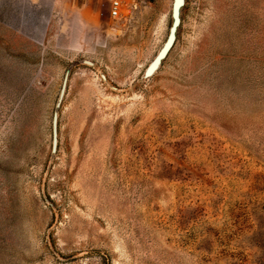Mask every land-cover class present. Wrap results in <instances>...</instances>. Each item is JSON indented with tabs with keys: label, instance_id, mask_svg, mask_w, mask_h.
Here are the masks:
<instances>
[{
	"label": "rangeland",
	"instance_id": "374dc122",
	"mask_svg": "<svg viewBox=\"0 0 264 264\" xmlns=\"http://www.w3.org/2000/svg\"><path fill=\"white\" fill-rule=\"evenodd\" d=\"M110 1L0 0V264H264V0L150 77L173 0Z\"/></svg>",
	"mask_w": 264,
	"mask_h": 264
},
{
	"label": "water",
	"instance_id": "95a60500",
	"mask_svg": "<svg viewBox=\"0 0 264 264\" xmlns=\"http://www.w3.org/2000/svg\"><path fill=\"white\" fill-rule=\"evenodd\" d=\"M185 4V0H173L172 4V24L170 27L169 35L167 38V41L157 57L154 59V61L149 65V67L145 71V77L152 76L160 67L162 61L166 58L170 50L172 49L175 41H176V34L177 29L181 22V9ZM89 63V62H88ZM63 95V92H62ZM56 117L54 121V139H55V146H56Z\"/></svg>",
	"mask_w": 264,
	"mask_h": 264
},
{
	"label": "built area",
	"instance_id": "2783aa9c",
	"mask_svg": "<svg viewBox=\"0 0 264 264\" xmlns=\"http://www.w3.org/2000/svg\"><path fill=\"white\" fill-rule=\"evenodd\" d=\"M150 0H111L110 16L112 19H118L130 13L136 4H145Z\"/></svg>",
	"mask_w": 264,
	"mask_h": 264
},
{
	"label": "bare ground",
	"instance_id": "6f19581e",
	"mask_svg": "<svg viewBox=\"0 0 264 264\" xmlns=\"http://www.w3.org/2000/svg\"><path fill=\"white\" fill-rule=\"evenodd\" d=\"M172 4H173V2H172ZM168 35H169V34H168ZM167 38H168V37H167ZM166 41H167V39H166ZM166 41H165V43H166ZM165 43H164V45H165ZM164 45H163V46H164ZM162 48H163V47H162ZM160 51H161V50H160ZM160 51H159V52H160ZM158 54H159V53H158ZM158 54H157V55H158ZM156 57H157V56H156ZM156 57H155V58H156ZM155 58H154V59H155ZM154 59H153V61H154ZM153 61H152V62H153ZM152 62H151V63H152ZM151 63H150V64H151ZM148 67H149V66H148Z\"/></svg>",
	"mask_w": 264,
	"mask_h": 264
}]
</instances>
